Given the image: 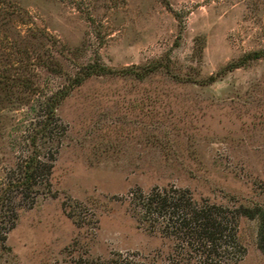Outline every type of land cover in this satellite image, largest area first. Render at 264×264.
I'll return each mask as SVG.
<instances>
[{
    "label": "rangeland",
    "instance_id": "1",
    "mask_svg": "<svg viewBox=\"0 0 264 264\" xmlns=\"http://www.w3.org/2000/svg\"><path fill=\"white\" fill-rule=\"evenodd\" d=\"M163 1L0 0V264H172L133 211L155 187L264 206V0ZM94 62L110 72L84 77ZM64 88L36 141L50 173L4 194ZM257 226L239 218L236 264H264Z\"/></svg>",
    "mask_w": 264,
    "mask_h": 264
},
{
    "label": "trees",
    "instance_id": "2",
    "mask_svg": "<svg viewBox=\"0 0 264 264\" xmlns=\"http://www.w3.org/2000/svg\"><path fill=\"white\" fill-rule=\"evenodd\" d=\"M161 2L164 3L163 0ZM164 4L167 9H171L168 2ZM174 14L178 17L177 12ZM261 55L260 51H253L227 65L225 69L238 67L247 59H255ZM156 67L149 65L144 68L143 73L130 71L138 77H143ZM108 72L110 70L105 66L94 62L86 67L83 76ZM82 79L83 77L79 76L73 82L80 83ZM66 93L64 88L47 97L44 118L29 136L33 151L6 177L4 194L17 192L29 195L37 187L40 178L50 173V164L39 158L36 141L41 137L49 138L51 132H55L58 124L53 110ZM132 206L135 214L150 226L151 231L154 232L158 227L162 235L173 238L175 257L171 259L172 264H236L243 252L237 240V227L241 216L257 219V247L264 254V206L229 208L206 200L198 202L191 197L188 190L172 187H155L148 194L135 192Z\"/></svg>",
    "mask_w": 264,
    "mask_h": 264
}]
</instances>
